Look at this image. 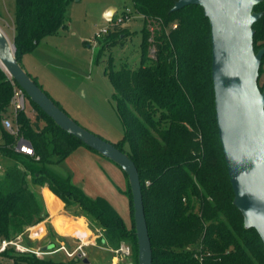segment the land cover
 <instances>
[{
    "label": "trees",
    "instance_id": "trees-1",
    "mask_svg": "<svg viewBox=\"0 0 264 264\" xmlns=\"http://www.w3.org/2000/svg\"><path fill=\"white\" fill-rule=\"evenodd\" d=\"M132 1L143 19L141 62L135 67L121 62L119 68L108 71L123 128L122 138L113 144L128 154L138 170L152 264H264L260 237L254 228L244 227L232 202L215 119L210 27L202 7L188 4L171 10L176 0ZM69 2L14 0L12 42L19 62L21 54L32 50L42 37L66 26ZM253 10L261 12L252 24L253 49L257 51L264 47V0ZM115 19L111 18L101 37L99 53L114 44L122 45L129 35V27ZM257 83L259 88L264 85V53ZM15 87L20 88L0 67V154L14 161L0 175V240H13L44 217L39 188L46 186L66 205L77 203L96 220L106 246L115 249L120 243L128 244L129 261L137 264L126 174L122 171L131 213L129 226L104 197L87 195L69 173L53 169L79 146L97 152L61 129L27 95L34 118L25 109L11 112L17 136L3 128L1 118L8 115ZM18 136L30 143L32 155L15 150ZM5 255L12 259L11 264H84L85 259L75 254L59 262L47 254L17 250L14 244L0 250V256Z\"/></svg>",
    "mask_w": 264,
    "mask_h": 264
},
{
    "label": "water",
    "instance_id": "water-1",
    "mask_svg": "<svg viewBox=\"0 0 264 264\" xmlns=\"http://www.w3.org/2000/svg\"><path fill=\"white\" fill-rule=\"evenodd\" d=\"M261 0H176L171 10L188 4L202 7L210 27L211 79L218 138L233 190V204L243 225L254 228L264 245V85L257 83L264 47L253 49L252 24ZM114 8H108L109 22ZM0 67L61 129L80 139L126 174L132 205L137 264H152V249L138 170L128 154L79 125L34 81L0 28ZM83 259V262H86ZM130 264V263H129Z\"/></svg>",
    "mask_w": 264,
    "mask_h": 264
},
{
    "label": "rangeland",
    "instance_id": "rangeland-1",
    "mask_svg": "<svg viewBox=\"0 0 264 264\" xmlns=\"http://www.w3.org/2000/svg\"><path fill=\"white\" fill-rule=\"evenodd\" d=\"M13 8L14 0H0V28L10 40L13 37ZM108 8L115 9L112 18L122 17L120 23L129 27V35L122 45L114 44L99 53L101 37L107 32V29L106 31L102 29L109 24L105 18ZM125 8L130 10L128 18L123 14ZM65 22V27L58 29L54 34L42 37L32 50L23 52L20 64L79 125L116 143L123 136V128L115 111L117 92L109 79L108 71L110 67L119 68L121 62L131 67L138 66L141 62L139 42L143 25L142 16L135 12L132 0H70L65 9ZM152 52L153 49H150L149 53ZM7 111L8 115L5 113V116L10 117L13 106H8ZM25 113L34 118L35 110L27 101ZM123 148L127 151L128 144L124 143ZM94 154L96 155L92 157L79 149H74L62 163L53 167L55 170L60 168L59 171L69 173L72 182L80 183L87 195H103L130 225L127 182L122 170L111 160L98 153ZM13 164L12 159L0 154V175ZM84 175H87V178ZM65 230L68 229L63 228L61 231ZM24 236L25 239H30L26 234ZM31 241L30 245H35L34 240ZM13 242L14 245L16 243L23 248L20 246L19 235ZM66 243V247L71 248L67 240ZM82 251L96 252L93 253L96 264L101 262L100 252H105L104 249L99 250L93 246ZM36 254L43 255L40 252ZM119 255L124 259L123 262L131 264L130 253ZM46 256L59 262L71 258L67 257L62 249H57ZM0 262L11 264L12 259L8 255L0 256Z\"/></svg>",
    "mask_w": 264,
    "mask_h": 264
},
{
    "label": "crops",
    "instance_id": "crops-1",
    "mask_svg": "<svg viewBox=\"0 0 264 264\" xmlns=\"http://www.w3.org/2000/svg\"><path fill=\"white\" fill-rule=\"evenodd\" d=\"M77 149L92 157H94L93 155H96L94 154V152H91V150L83 146H79L76 148V150ZM53 169L55 170L54 167ZM59 170L61 169L59 168ZM59 170L57 172L61 173L62 171ZM61 174H66V172L65 173L62 172ZM84 176L87 178V175ZM71 181H73L72 177H71ZM75 184L80 186L79 185L80 183L78 182H75ZM80 187L83 188L82 186ZM39 194L44 203L46 213L42 219H40L33 225L29 226L23 234L19 235L21 247L34 252H40L43 254L45 253L51 254L54 253V251H56L57 249L59 250L62 249L65 251V255L67 257H72L78 251H80L82 253V257L87 260L86 262H83L84 264H96L95 263L96 261H94L95 259L94 254L96 252H93L94 253L93 254L92 252L82 251V249L84 250V248L86 247L93 246L98 248L99 250L100 249L105 250V252H100L102 255L101 262L98 264H119L124 260L119 254L115 253L113 248H110L105 245L104 239H101L103 237V230L99 226V223L96 220L91 219L80 208V206L77 203H71L66 205L63 200H61L54 193H52L46 186H42L39 188ZM89 196L103 197V195H98V194L89 195ZM50 200H54L53 205L50 204L51 202ZM107 201L110 203L109 200ZM112 207L117 211V209L113 205ZM129 213H130V206H129ZM57 218L58 219L60 218V220L58 221ZM56 221L59 222L61 225L62 223H67L69 225H72V228L74 227L75 231H73V233H69L72 230H65V231L59 230L56 226ZM124 223L126 225H129L125 221ZM24 234L30 237V239L29 238L25 239ZM98 239H100V241H98ZM31 240H34L35 245L33 246L30 245V242H32ZM66 240L70 243L71 248L66 247L67 244ZM58 242H60V244H57ZM53 245L54 246L59 245V247L54 249L53 251H48V252L44 251L46 249L51 248ZM62 246L63 248H61Z\"/></svg>",
    "mask_w": 264,
    "mask_h": 264
},
{
    "label": "built area",
    "instance_id": "built-area-1",
    "mask_svg": "<svg viewBox=\"0 0 264 264\" xmlns=\"http://www.w3.org/2000/svg\"><path fill=\"white\" fill-rule=\"evenodd\" d=\"M130 10L128 8H125L123 11V14L125 18H128V12ZM116 23H120L122 21V17H117L115 19ZM107 27L102 29V31H106ZM10 104L13 106V112L15 113L18 110H24L26 106V94L24 91L20 88H14L13 94L10 98ZM1 124L3 128L8 131L10 134L17 136V126L14 124V121L11 117L4 116L1 118ZM16 151L32 155L33 154V148L30 145V143L24 139L22 136H18L16 139V143L14 146ZM13 240H6L2 239L0 240V250L4 249L7 245L13 244ZM15 247L19 250H24L23 248H20L18 244L15 243ZM63 248V246L61 247ZM26 250V249H25ZM115 253L117 254H129L130 253V247L126 243H120L117 248L114 249ZM39 253V252H36ZM76 255L82 257L81 252H77Z\"/></svg>",
    "mask_w": 264,
    "mask_h": 264
},
{
    "label": "bare ground",
    "instance_id": "bare-ground-1",
    "mask_svg": "<svg viewBox=\"0 0 264 264\" xmlns=\"http://www.w3.org/2000/svg\"><path fill=\"white\" fill-rule=\"evenodd\" d=\"M51 202H50V204L51 205H53V201L54 200H50ZM59 216V215H58ZM58 219V218H57ZM64 219H66V218H64ZM60 220V218L58 219V221ZM73 222V221H72ZM56 226H57V228L59 229V230H62L63 228H66V229H68V230H72V231H75L74 229V227L72 228V225H69V224H67V223H62V225L59 223V222H57L56 221Z\"/></svg>",
    "mask_w": 264,
    "mask_h": 264
}]
</instances>
